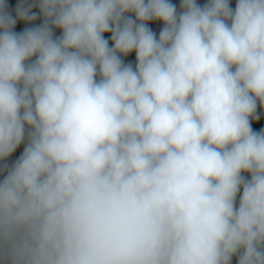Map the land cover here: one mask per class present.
I'll use <instances>...</instances> for the list:
<instances>
[{"label": "clouds", "instance_id": "1", "mask_svg": "<svg viewBox=\"0 0 264 264\" xmlns=\"http://www.w3.org/2000/svg\"><path fill=\"white\" fill-rule=\"evenodd\" d=\"M258 108L264 0H0V264H264Z\"/></svg>", "mask_w": 264, "mask_h": 264}, {"label": "crops", "instance_id": "2", "mask_svg": "<svg viewBox=\"0 0 264 264\" xmlns=\"http://www.w3.org/2000/svg\"><path fill=\"white\" fill-rule=\"evenodd\" d=\"M172 1H173V3H176L177 6H179V0H172ZM7 2H8V5H9V9L13 10L15 5H16V3H18L19 0H7ZM205 2H206V0H198V3H201V4H203ZM235 2H236V0H231V3H232L233 7L235 6ZM19 27L20 26L18 25V29L17 30H19ZM258 112L260 114V120L259 121H255V120L253 121V128L257 129V130L260 127H264V109H259ZM16 156H18L17 152L13 155L12 158H15Z\"/></svg>", "mask_w": 264, "mask_h": 264}, {"label": "trees", "instance_id": "3", "mask_svg": "<svg viewBox=\"0 0 264 264\" xmlns=\"http://www.w3.org/2000/svg\"><path fill=\"white\" fill-rule=\"evenodd\" d=\"M173 2V1H172ZM22 151V146L20 149H18V152L20 153ZM19 155V154H18ZM11 159H15V158H11Z\"/></svg>", "mask_w": 264, "mask_h": 264}, {"label": "rangeland", "instance_id": "4", "mask_svg": "<svg viewBox=\"0 0 264 264\" xmlns=\"http://www.w3.org/2000/svg\"><path fill=\"white\" fill-rule=\"evenodd\" d=\"M258 111H259V108H258ZM17 154H19V153H18V150H17ZM234 264H235V261H234Z\"/></svg>", "mask_w": 264, "mask_h": 264}]
</instances>
